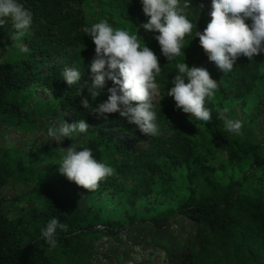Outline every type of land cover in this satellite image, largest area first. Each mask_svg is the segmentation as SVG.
Listing matches in <instances>:
<instances>
[{"label":"trees","instance_id":"trees-1","mask_svg":"<svg viewBox=\"0 0 264 264\" xmlns=\"http://www.w3.org/2000/svg\"><path fill=\"white\" fill-rule=\"evenodd\" d=\"M22 2L32 11L33 23L22 38L26 51L0 52V132L29 135L33 145L20 153L0 140V264H154L157 252L165 254L161 264H264V146L232 137L217 119L224 107L254 99L264 125V53L253 60L241 56L231 72L223 73L209 60L198 37H185V62L206 67L219 82L208 104L213 119L207 127L225 163L234 168V174L223 179L220 167L203 158L197 143L179 126L183 119L195 117L177 109L174 99L166 96L183 52L167 64L154 39L158 33L139 28L148 19L139 0ZM190 6L189 18L197 31H203L211 19V0H190ZM102 18L115 27H138L159 57L158 91L164 97L156 106L161 125L157 137L143 134L118 112L98 118L80 104L85 97L93 104L106 101L107 89L113 87L107 81L95 100L89 92L95 45L85 29ZM2 27L11 29L10 24ZM72 66L83 71L80 95L79 85L62 80L63 70ZM40 90L48 92L50 100L42 101ZM62 119H85L90 129L74 141L65 138L58 144L47 136V128ZM72 143L91 148L115 175L94 191L69 181L57 163L61 148ZM180 172L187 180L184 199L147 219L129 217L127 226L105 219L93 202L102 191L134 208L145 199L165 197ZM53 216L68 226L58 233L55 249L41 237V228ZM176 224L183 232L174 229ZM131 240L140 247H132ZM147 251L148 258H136Z\"/></svg>","mask_w":264,"mask_h":264},{"label":"clouds","instance_id":"clouds-1","mask_svg":"<svg viewBox=\"0 0 264 264\" xmlns=\"http://www.w3.org/2000/svg\"><path fill=\"white\" fill-rule=\"evenodd\" d=\"M139 2L148 17L139 28L158 33L154 39L167 64L174 62L183 52L184 59L175 65L178 71L170 87H167L166 96L172 97L176 108L190 113L191 117L205 123L212 121L213 109L208 104L218 91L219 82L206 67H189L185 62V37H198L209 60L223 73H229L239 57L253 60L264 53V0H211V19L203 31H197L196 24L189 18L190 0ZM32 23L33 13L22 0H0V26L11 25L13 42L22 40ZM85 32L95 45L90 65L89 92L92 99L95 100L105 90L107 81H112L113 87L107 89V100L99 104L91 103L87 97L82 98V108L103 119L118 112L120 117L137 125L143 134L159 136L161 125L157 118L156 96L162 65L157 54L138 34V27L134 31L119 28L102 18L87 27ZM19 48L21 52L26 51L23 46ZM82 74L83 71L75 66L66 67L62 73V80L69 86L79 85L78 95L83 87L80 84ZM229 112L230 109L224 107L217 119L223 122L226 132L239 135L243 121L232 118ZM89 129L85 119L75 123H67L64 119L53 120L47 128V136L59 144L65 138L74 141ZM61 150L57 163L59 173L89 191L96 190L101 181L115 175V169L97 159L89 147H77L72 143ZM67 227L59 217L53 216L41 228V237L50 248L55 249L58 233L66 231Z\"/></svg>","mask_w":264,"mask_h":264},{"label":"rangeland","instance_id":"rangeland-1","mask_svg":"<svg viewBox=\"0 0 264 264\" xmlns=\"http://www.w3.org/2000/svg\"><path fill=\"white\" fill-rule=\"evenodd\" d=\"M12 28L9 29L7 27L0 26V52L3 53V50L6 51V55H11L9 52L10 49H19V46H22V40L18 42H13L11 40V32ZM5 36V40L3 41V37ZM7 38V40H6ZM42 101H48L51 98V95L44 90H40L37 95ZM160 94L156 96V106L161 103ZM160 100V102H159ZM257 103L256 100L251 99L245 105H240L239 103L233 104L231 106V117L239 118L243 121V128L241 134L233 135L230 133L232 137L248 139L252 142L259 141L264 146V125H262V119L259 120L256 115L257 113ZM71 122L72 119H69ZM181 130L189 137H191L198 145V153L203 157L207 158L211 161V163L220 167L221 169V177L223 179L230 178L234 174V168L229 167L227 163H225L224 157L220 154L219 151V143L213 140L212 133L210 129L207 127V123L202 122L195 118V120H187L183 119L179 124ZM113 134V133H112ZM120 135V133H116ZM5 139V143L7 146L14 150H20L24 152V149H28L32 147V137L29 135L20 136L17 133L14 134H6L3 135V132H0V140ZM43 142L48 141L42 140ZM17 152V151H16ZM236 171V170H235ZM176 176V184L172 185L174 187L170 188V192L165 195V197L161 198H151L145 199L137 204L136 207L131 208L127 207L123 202L118 200L117 198H110L109 193L104 192L97 195L93 202L97 206L101 208L102 214L105 219H110L114 221H121L123 224H126L127 219L129 217L137 216L138 218H149L155 212H160L163 209L170 207L175 204L178 200H183L187 195L186 192V174L184 172H180ZM174 190L175 193L172 191ZM178 195V196H177ZM179 197V198H178ZM174 229L178 232H183V229L180 225H174ZM132 247L134 248L140 247L136 245L135 241L131 240ZM149 249V248H148ZM137 250V249H136ZM157 252V251H156ZM142 256L145 258L149 257V251L140 253L136 258L140 260ZM165 254L162 252H157L153 257L154 264H161L164 260Z\"/></svg>","mask_w":264,"mask_h":264}]
</instances>
